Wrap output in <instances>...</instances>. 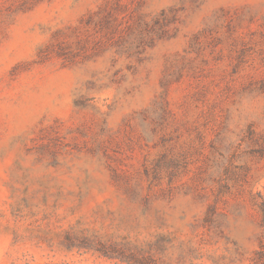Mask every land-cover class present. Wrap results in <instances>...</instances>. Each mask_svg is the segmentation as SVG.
I'll use <instances>...</instances> for the list:
<instances>
[{
	"label": "rangeland",
	"instance_id": "obj_1",
	"mask_svg": "<svg viewBox=\"0 0 264 264\" xmlns=\"http://www.w3.org/2000/svg\"><path fill=\"white\" fill-rule=\"evenodd\" d=\"M0 264H264V0H0Z\"/></svg>",
	"mask_w": 264,
	"mask_h": 264
}]
</instances>
